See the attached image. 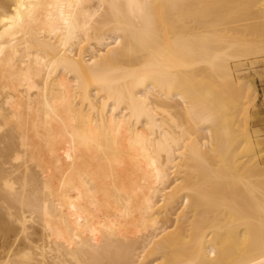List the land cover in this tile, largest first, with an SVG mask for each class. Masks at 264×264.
Here are the masks:
<instances>
[{"label": "bare ground", "instance_id": "6f19581e", "mask_svg": "<svg viewBox=\"0 0 264 264\" xmlns=\"http://www.w3.org/2000/svg\"><path fill=\"white\" fill-rule=\"evenodd\" d=\"M262 53L264 0H0V264H264Z\"/></svg>", "mask_w": 264, "mask_h": 264}, {"label": "rangeland", "instance_id": "374dc122", "mask_svg": "<svg viewBox=\"0 0 264 264\" xmlns=\"http://www.w3.org/2000/svg\"><path fill=\"white\" fill-rule=\"evenodd\" d=\"M257 56L242 58L240 59V62L239 60H236L235 62H238V64L232 62V69L236 80H238V77L242 74H246L249 78H253H250V80L255 84L254 86L257 92L254 102H250L247 105L250 112L249 124L252 126V130H257L264 138V53H262V55L260 54L258 57ZM239 63H241L240 68ZM234 65H236V67H234Z\"/></svg>", "mask_w": 264, "mask_h": 264}]
</instances>
